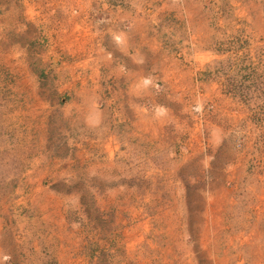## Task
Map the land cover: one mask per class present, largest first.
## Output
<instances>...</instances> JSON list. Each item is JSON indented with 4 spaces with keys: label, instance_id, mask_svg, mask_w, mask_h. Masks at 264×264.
Instances as JSON below:
<instances>
[{
    "label": "rangeland",
    "instance_id": "1",
    "mask_svg": "<svg viewBox=\"0 0 264 264\" xmlns=\"http://www.w3.org/2000/svg\"><path fill=\"white\" fill-rule=\"evenodd\" d=\"M14 2V29L9 5L0 6V264H264V230H249L251 213H264V195L255 203L252 188L264 189V0H82L65 8L79 26L58 33L36 3ZM139 35L169 61L192 64L193 114L165 120L173 137L164 148V114H89L104 108L108 93L94 81L103 71L90 67L100 54L131 50ZM108 38L111 49L103 47ZM222 104L239 114L220 126ZM192 161L202 177L164 178L168 166ZM216 172L221 228L201 243L197 195L216 197ZM164 180L188 196V221L172 229L159 209Z\"/></svg>",
    "mask_w": 264,
    "mask_h": 264
},
{
    "label": "crops",
    "instance_id": "2",
    "mask_svg": "<svg viewBox=\"0 0 264 264\" xmlns=\"http://www.w3.org/2000/svg\"><path fill=\"white\" fill-rule=\"evenodd\" d=\"M30 3L31 6H34V4L36 3V6L41 8L42 14L48 17L49 22H54L50 30L56 33L61 30L60 26L64 28L63 25L65 26V24H70V26L68 27L70 28V30L73 28V26L74 28L79 26L78 19L76 18L73 20L72 18L74 17H72L71 14H67L65 12V8L78 6L77 4H81L82 0H30ZM7 5H9L10 7V27L11 29H14V21L18 16V5L14 2V0H0V6L6 7ZM45 5L49 7L55 6L57 9L58 7H62V9H58L56 14H54V12L46 14L44 13V9H42V7ZM26 7H28V4H26ZM51 17H54V20H51ZM88 24H90V21L86 23V18H82V27L84 28ZM85 29L96 30V26L89 25L86 26ZM108 30H110V33L117 32L118 34L122 35L123 39L125 38L123 36V31H121L119 27H114V24L112 23H110ZM26 31L27 33L25 35V41L28 40L30 36L29 31ZM138 31L139 27L135 26L131 28L130 33L136 35ZM52 39H55L56 43H58L59 41L62 42L59 36ZM69 40L72 41L71 39ZM131 40L132 41L128 43L131 50L123 49L120 53H113L111 50L110 54H107L106 56H104V54H100L98 56V59L101 60V64L97 66L93 65V67H90V70L94 71V73H97L98 70L103 71L104 77L97 78L94 81L96 83L102 80L105 84V87L108 88V93L104 97V108L102 110H98L99 112L91 108L89 114H121L124 118L133 117L132 114H164L166 117L163 119L160 116H157L158 124H160V127L164 124L165 120L168 119L170 115H172L173 118V114H193L189 111L192 100L187 94L189 93L188 89L192 88L194 85L192 79V64L190 62H188V64H178L176 62H173V60L169 61L165 57V54L158 52L160 50V47H152L145 36L143 37L139 35L133 37ZM76 41L77 39L74 38L70 45H74ZM16 42H18L17 39ZM105 44H107V47L111 49L112 44L110 38H108V42L107 40H104L103 47L106 46ZM100 46H102L101 43ZM131 46H133V49ZM54 60L56 61L57 59L54 58ZM96 76L100 77V75L98 74ZM102 81H100L98 84H101ZM146 82L150 83L146 84ZM156 86L160 87V89L156 90ZM153 87H155V90H153ZM178 87L184 88V94L182 96L176 97L175 89ZM78 93L80 94V92ZM82 94L83 96L87 95L86 93ZM146 102L152 104L153 107L151 110L150 108H146L144 106V103ZM79 114L84 113L80 111ZM218 114H220V126H222L223 120L226 121V118L234 121L233 118L235 114H239V111L234 110L233 112H230L222 104L220 105V111H218ZM233 127L234 126L232 125V128ZM159 132L161 133V135L159 139L160 143H158V145L160 148H164V146H166L167 144V140L171 141L173 132L167 128L162 127L160 128ZM105 135H107L106 130ZM219 144L220 142L213 145L215 146V148H219ZM187 147L188 145L185 144L184 146H180L175 150L179 154H183L184 149ZM194 163L199 162L192 161V163L186 164L180 169H177L173 166H168L169 169L166 172L164 178L169 177L170 179L174 176H180L185 181H188L190 175H197V177H202V171L200 170V167L196 166V164ZM214 165L220 167V149L217 152L216 158L214 160ZM225 177H227V175H225ZM211 178L213 181L210 184L213 189L211 191L218 192L216 197L213 198V196L204 197L203 195H197V197L203 199V204L201 207L203 208V212L201 213L203 214L204 219L198 221L194 220V222L199 227L198 230L202 231L203 233L207 231V234L203 237V239H200V241H202L201 243H203V240L210 239L208 237L213 233L214 230L221 228V208L225 206L224 202L220 203V173L216 172L215 176L211 175ZM236 179L238 180L239 176H236ZM233 180H235V178ZM163 183L164 186L161 188L159 195H161L162 192L166 193L164 197L166 201L160 200L161 207L159 209H161V212L164 216H169L168 228L170 227L169 229H172V225H174L175 223L180 224L188 221L187 218L189 213L185 212L183 208L186 207V198H188V196H186V198L182 197L181 187L178 181L174 187L171 186L170 181L168 180H164ZM200 187L203 188L202 185ZM252 188L256 195V203L257 197L262 198V195H264V189H262L259 185L253 186ZM211 200L212 204L210 203ZM211 205H213L215 212L213 217L208 216L211 215ZM249 205L250 207L254 206L252 202ZM167 206L170 207L171 210H174V214H171L170 212H168V210H165ZM175 208H178L176 212ZM183 211L185 214L184 219L182 218ZM177 213L178 216L176 219L175 214ZM251 214L253 215L249 223V230L251 231V234L255 231L264 230V213L254 211Z\"/></svg>",
    "mask_w": 264,
    "mask_h": 264
}]
</instances>
